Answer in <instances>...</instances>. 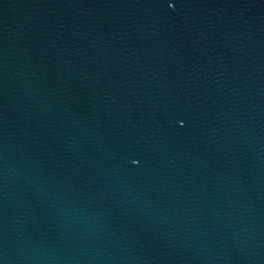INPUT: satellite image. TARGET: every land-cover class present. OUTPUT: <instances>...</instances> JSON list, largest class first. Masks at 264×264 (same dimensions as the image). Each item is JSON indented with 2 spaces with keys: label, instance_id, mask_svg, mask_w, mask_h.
Wrapping results in <instances>:
<instances>
[{
  "label": "water",
  "instance_id": "obj_1",
  "mask_svg": "<svg viewBox=\"0 0 264 264\" xmlns=\"http://www.w3.org/2000/svg\"><path fill=\"white\" fill-rule=\"evenodd\" d=\"M0 264H264V0H0Z\"/></svg>",
  "mask_w": 264,
  "mask_h": 264
}]
</instances>
